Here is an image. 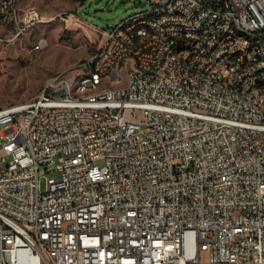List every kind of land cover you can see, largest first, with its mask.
<instances>
[{
	"label": "built area",
	"instance_id": "1",
	"mask_svg": "<svg viewBox=\"0 0 264 264\" xmlns=\"http://www.w3.org/2000/svg\"><path fill=\"white\" fill-rule=\"evenodd\" d=\"M22 1H1L17 36L44 20ZM139 12L153 38L124 30L131 14L102 28L80 69L85 84L117 79L116 58L147 40L123 92L78 98L61 70L58 86L0 109V264H264V64L234 51H264V0H151ZM233 29L251 43L223 39ZM214 61L234 76L217 77Z\"/></svg>",
	"mask_w": 264,
	"mask_h": 264
},
{
	"label": "rangeland",
	"instance_id": "2",
	"mask_svg": "<svg viewBox=\"0 0 264 264\" xmlns=\"http://www.w3.org/2000/svg\"><path fill=\"white\" fill-rule=\"evenodd\" d=\"M1 1L0 109L37 96L53 75L97 50L103 39L102 28H112L148 8L151 0H23L21 10L35 8L44 20L18 36L14 24L2 20ZM64 11L77 12L81 19L64 22L59 16ZM42 37L47 38L48 45L37 50L34 47ZM125 73L128 75V70ZM57 175L56 171L42 174L41 190L47 189L48 178ZM202 258H209L208 249L202 251Z\"/></svg>",
	"mask_w": 264,
	"mask_h": 264
},
{
	"label": "bare ground",
	"instance_id": "3",
	"mask_svg": "<svg viewBox=\"0 0 264 264\" xmlns=\"http://www.w3.org/2000/svg\"><path fill=\"white\" fill-rule=\"evenodd\" d=\"M18 6H11V10L17 11ZM157 17H164V10H157ZM147 12H136V18H126L124 20V30H131L133 27H139L146 31V38L154 37L152 22H146ZM235 38L243 40L244 43H251L250 32L242 29H233V31H224L223 39ZM158 44H169V37H158ZM148 48L147 40H139L138 45L133 46V53L121 54L116 58V66L120 70V77H101L95 83L85 84L90 79V71H80L86 66L87 58L80 60L68 69L62 70L63 77H73V87H78V98H86L91 95H100L104 89L109 92H123L126 84H129V67H142V49ZM234 51H237L238 57H249V53H254L255 61L264 64V51H257V46L245 48V44H234ZM176 57H183V49H176ZM189 62H199V55H189ZM211 69L217 70V77L234 76V69L231 66H224V61L211 62ZM128 70V75L125 71ZM154 76H164V69H154ZM46 86H58V79H49ZM254 97L263 98L262 90H254Z\"/></svg>",
	"mask_w": 264,
	"mask_h": 264
}]
</instances>
